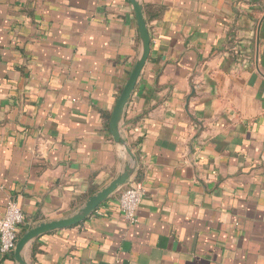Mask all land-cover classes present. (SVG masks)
<instances>
[{"label":"crops","instance_id":"0c3cea01","mask_svg":"<svg viewBox=\"0 0 264 264\" xmlns=\"http://www.w3.org/2000/svg\"><path fill=\"white\" fill-rule=\"evenodd\" d=\"M150 55L123 135L145 196L38 236L28 264H264V0H140ZM140 48L129 0H0V217L68 216L123 171L111 112ZM0 264H18L13 251Z\"/></svg>","mask_w":264,"mask_h":264},{"label":"water","instance_id":"95a60500","mask_svg":"<svg viewBox=\"0 0 264 264\" xmlns=\"http://www.w3.org/2000/svg\"><path fill=\"white\" fill-rule=\"evenodd\" d=\"M129 2L132 5L136 19L140 48L126 78V81L117 97L108 124L109 132L112 138L116 143L120 144L124 148V150L129 155V160L119 175L112 179L102 189L91 195L77 211L65 217L52 219L49 221H42L24 230L17 239L13 249L14 258L18 264H28L26 260L27 251L30 244L38 236L56 229L69 227L83 221L113 192L118 190L135 171L137 159L123 135V118L125 114V108L135 89L143 67L150 55L151 35L144 17L141 1L129 0Z\"/></svg>","mask_w":264,"mask_h":264},{"label":"built area","instance_id":"2783aa9c","mask_svg":"<svg viewBox=\"0 0 264 264\" xmlns=\"http://www.w3.org/2000/svg\"><path fill=\"white\" fill-rule=\"evenodd\" d=\"M145 196L144 185L129 178L128 183L120 190L118 196L119 210L130 223L136 220V211L139 203ZM23 213L16 200L7 202L5 212L0 217V253L7 254L13 251L20 236L19 225L23 223Z\"/></svg>","mask_w":264,"mask_h":264},{"label":"trees","instance_id":"16d2710c","mask_svg":"<svg viewBox=\"0 0 264 264\" xmlns=\"http://www.w3.org/2000/svg\"><path fill=\"white\" fill-rule=\"evenodd\" d=\"M24 230H25V228L22 229V231H24ZM21 233H22V232H20V235H21Z\"/></svg>","mask_w":264,"mask_h":264}]
</instances>
